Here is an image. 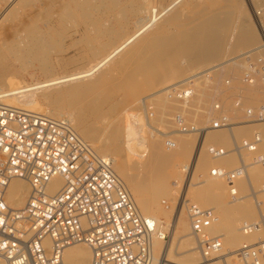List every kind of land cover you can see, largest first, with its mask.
I'll list each match as a JSON object with an SVG mask.
<instances>
[{"label": "bare ground", "instance_id": "obj_1", "mask_svg": "<svg viewBox=\"0 0 264 264\" xmlns=\"http://www.w3.org/2000/svg\"><path fill=\"white\" fill-rule=\"evenodd\" d=\"M0 8L3 10L0 18V35L3 36L0 39V100L28 111L67 119L98 154L111 158L115 172L125 183L139 210L154 218L160 229L167 230L169 227L164 220L170 215L180 186L177 183L172 185L174 175L185 165L192 140L171 136L172 144L167 146L163 140L166 134L160 131L163 137L148 138L143 145L139 153L143 156L142 162L130 164V159L123 156L120 142L124 137V140H133L135 125L131 121L136 115L122 111L125 113L121 117L123 137H120L119 128L110 126L122 115V105L143 102L146 110V102L197 74L187 67L202 69L198 73L215 69L221 74L232 65L243 66L236 59L253 49L260 39L243 1L14 0L9 3L0 0ZM25 9L30 10L29 14L25 15L24 22L19 23V18L25 17H22ZM9 21H19V25L4 32V25ZM68 29H71L73 38L64 46L60 39ZM67 50L74 51V56H61ZM53 53L57 55L55 59L51 58ZM73 57L87 65L71 72L52 74L56 66L65 67ZM33 63H37L44 79L21 84L16 81L18 70L13 64L25 68ZM185 70L190 74L179 79ZM203 78L194 81L195 84ZM174 79L178 81L172 82ZM163 84L166 86L160 90L140 97ZM218 86L214 80L210 96L220 93ZM140 135L138 137L143 136ZM209 137L217 139V134L211 133ZM206 162L203 159L200 162L202 170ZM194 166H189L175 206V217L183 212L182 203L187 200L193 185ZM62 184V177L55 176L48 183V191L55 193ZM28 193L29 185L25 180L12 178L7 186L6 200L12 207H21ZM220 219H214L212 229ZM162 241L158 237L153 239L152 264L164 263L162 256L168 248L161 246ZM234 251L224 252L222 241L219 254L213 257L214 264L227 263L228 257L234 259ZM64 257L66 264H88L90 249L86 244H75L65 249ZM218 257L221 259L214 260ZM0 264H5L1 258Z\"/></svg>", "mask_w": 264, "mask_h": 264}, {"label": "built area", "instance_id": "obj_2", "mask_svg": "<svg viewBox=\"0 0 264 264\" xmlns=\"http://www.w3.org/2000/svg\"><path fill=\"white\" fill-rule=\"evenodd\" d=\"M248 3L260 39L237 59L243 65L240 70L244 86L233 96L235 110L243 108L246 86L264 84V0ZM2 11L0 8V14ZM214 72L215 69H209L197 73L165 92L180 104L185 103L194 95L193 82L211 78ZM223 84L230 88L232 77L223 79ZM212 110L217 116L211 119L210 128L231 131L237 124L256 125L264 121V103L244 108L245 120L239 123L226 113L223 101H214ZM177 121L179 133L203 131L184 115H177ZM167 143L171 145L172 138ZM260 143L261 135L255 130L250 138L234 137L230 149L207 147L215 158L229 153L237 155L239 162L235 167H215L211 171L212 176L224 179L232 196L238 195V178H248V169L254 165L264 166ZM55 176L62 177L63 184L50 193L48 183ZM12 178H21L29 185L25 203L17 208L6 200ZM184 205L200 264H214L213 257L219 254L222 241L220 236L207 231L214 219L213 209L191 201ZM240 231L244 235L258 231L264 234V212L259 210L255 221L242 222ZM166 236L154 218L139 210L115 172L111 158L98 154L67 119L0 100V258L5 264H66L65 249L79 243L90 249L88 264H152L153 239L164 240ZM232 255L234 264H264V237L242 242Z\"/></svg>", "mask_w": 264, "mask_h": 264}, {"label": "rangeland", "instance_id": "obj_3", "mask_svg": "<svg viewBox=\"0 0 264 264\" xmlns=\"http://www.w3.org/2000/svg\"><path fill=\"white\" fill-rule=\"evenodd\" d=\"M242 1L244 3V6L250 12V18L255 27L248 0ZM29 11V9H25L23 11L24 14L22 13V17L23 15L25 16L29 14ZM2 15L3 12L0 14V18ZM25 18L26 16L23 19L20 17L19 19L21 21L17 22H24ZM17 22H6L8 24H5L6 26L4 25L3 31L9 32L13 30V28L16 27L17 24L19 25V23ZM255 30L257 31V29ZM70 32L71 29L66 30V35L63 37L64 39H60V42L62 41V45L64 44V46H67L72 40L73 37L71 36ZM2 38L3 36L0 35V39ZM259 38L260 37L258 36V39ZM69 51L67 50L63 52L61 56L66 58L74 56L75 52L72 50ZM56 56L57 55L53 53L51 55V58L55 59ZM32 65L33 66L29 65V68H20L18 64H13V66H15L18 70L16 81L18 80L21 84L43 80V73L39 71L37 63H33ZM86 65L87 63L85 61L73 57V60L68 62L65 67L56 66L54 68L55 70L52 71V74L71 72L74 70L81 69ZM241 67L232 65V67L224 73L219 74L218 71H215L212 74L211 78H203L201 79L202 81H200L198 84H195V82H193L194 95L189 98V100H187L185 103L180 104L178 101L170 98L166 94V92H164V94H160L158 95V97L153 98L152 101L146 102L147 112L146 110H144L145 108L142 104L143 102L140 103L138 101H134L128 104L126 103L120 107L121 112L124 110L126 112L128 111V113H130L131 115H136V117L132 118L131 121L132 125H135V131H133L132 136L133 140L130 139L129 142L127 139L124 140V137L121 138L120 142L122 146L123 156L125 157V159H130V161L128 160V163L130 164L142 162L143 156L141 157L139 153L142 151L143 145L151 138L156 139L163 137L162 134H160V131L166 134L163 140H165L167 146H169L167 144V137L171 136L178 138L185 137L189 140H192V145L185 159V165L180 170L176 171L174 175V181L172 185H175L177 183V185L180 186L174 199L170 215L168 216V219L164 220L166 221L165 223L168 224L169 228L167 229L168 231H164L167 236L161 244V246L168 248L167 252H165L164 257L162 256V259L164 258V263L162 264H199V262L201 261V258L199 257L200 254L197 252L196 249V242L190 234V225L185 211L184 202L182 203L183 212L175 217V206H177V202L179 199L178 196L180 195L179 193H181V189L190 164L194 166V164L196 163L194 166V173L192 175L193 185L190 189V193H188V195L186 196V201L194 202L203 208H213L214 219L221 217V219L219 220V224L215 226V228H211V223L207 230L210 235L221 237L224 245V252L234 251L244 241H255L258 238L264 237L263 232H261L260 234H251L244 236L242 235L243 233L239 230L242 222L255 221L259 215V210L264 212V187L262 185V183H264V167H261L260 165L250 167L248 169L249 181L246 178H238L236 180V189L238 191V195L234 197L229 193L228 187L226 186L224 179L217 178L211 175V169L214 166H223L227 169L235 167L236 165H238L239 162L237 155L229 153L224 157L215 159L213 156L210 155L207 149V147L210 145L230 149L233 145L234 137L236 139L250 138L253 135L254 131L258 130L261 133V143L259 146V152L264 155V121L259 122L256 125H249L246 123L237 124L233 127V130L231 131L225 129L210 128L211 119L217 116V112H214L213 110L211 111V106L214 101H223L226 113L232 118L233 121L237 123L243 122L245 120L243 112L244 108L249 106L257 107L260 104L264 103V84L257 83L253 86L245 87V91L243 90L242 94L244 96L243 108L239 110L234 109L233 96L238 94L240 91L239 89L244 86L241 82ZM188 69L190 72L193 70L196 71L194 73H198L202 70L191 66L187 67V70ZM187 70H185V72L181 75L179 79L190 74V72ZM30 74L31 76H29ZM227 76L232 77V85L230 88H227L223 84V79H225ZM214 80H217L219 85L218 87L221 91L220 93L218 92L217 95L212 94L213 96H211L214 97L212 98L209 94L211 93L210 88ZM176 81H178V79H174L172 82ZM165 86L166 84H163L155 89L152 88L151 90H148L141 94L140 97H145L151 92L155 90H160ZM123 112L122 115L118 118V120L115 121L116 123L113 121L110 126L111 128L113 127L120 129V134H122L120 137H123L124 135V122L122 118L124 117L125 113ZM180 114L184 115V118L188 122H194L197 127L203 129V131L199 134H182L177 132L176 130L179 127V123H177V115ZM141 132L143 133L141 134ZM210 132L216 133L217 139H211L209 137V135L211 134ZM136 133L137 135L141 134L143 136L138 137L139 135L137 136ZM135 135L136 137L134 138ZM127 144L129 147H127ZM127 148H129L132 154H129L130 152L129 150H127ZM144 151L146 152V149ZM194 155L195 158L193 157ZM248 157L249 155H246L247 159ZM202 159L207 160V164L204 166L203 170L201 167L202 164L200 163ZM164 242L165 244H163ZM158 243L160 242H157L156 244ZM159 255L160 253L158 254V256ZM217 259L221 258L218 257L214 260ZM222 263L223 262L220 261V263L218 262L217 264ZM227 264H234L233 258L228 257Z\"/></svg>", "mask_w": 264, "mask_h": 264}]
</instances>
